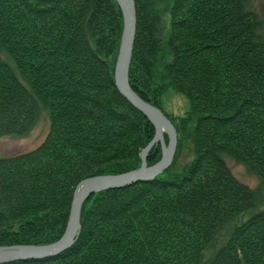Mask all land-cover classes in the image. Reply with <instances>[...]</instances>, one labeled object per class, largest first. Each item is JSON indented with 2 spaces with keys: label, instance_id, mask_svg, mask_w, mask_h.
Here are the masks:
<instances>
[{
  "label": "trees",
  "instance_id": "obj_1",
  "mask_svg": "<svg viewBox=\"0 0 264 264\" xmlns=\"http://www.w3.org/2000/svg\"><path fill=\"white\" fill-rule=\"evenodd\" d=\"M152 1L135 0L129 79L161 110L167 88L188 99L179 124L163 110L178 132L172 165L154 180L89 198L73 247L9 264H205L215 236L248 211L206 264H264V195L225 158L245 164L264 189L262 21L253 0H167L164 42ZM123 27L115 0H0V42L16 69L0 59V139L26 136L41 105L50 115L37 148L0 158V246L52 244L82 180L141 167L156 132L115 85ZM160 63L164 84L155 82ZM182 139L195 157L176 172ZM162 155L156 144L148 165Z\"/></svg>",
  "mask_w": 264,
  "mask_h": 264
},
{
  "label": "water",
  "instance_id": "obj_2",
  "mask_svg": "<svg viewBox=\"0 0 264 264\" xmlns=\"http://www.w3.org/2000/svg\"><path fill=\"white\" fill-rule=\"evenodd\" d=\"M119 4L123 15V31L119 44V52L115 64L114 80L117 90L122 94L132 106L146 115L148 120L155 127L156 135L152 141L143 149L141 167L114 175H95L86 178L74 189L72 205L70 209L67 226L62 237L52 242V244L41 245H14L0 246V264H9L20 260H42L59 255L63 251L74 246L78 238L82 224L81 215L84 203L93 195L107 190L124 188L125 186L136 184V182H147L156 179L160 174L168 170L176 156L178 147V132L175 125L157 106H153L148 101L142 99L130 85V67L134 43L137 32V13L135 0H115ZM168 135V142L165 143V135ZM156 144L162 146V158L156 164L150 166L147 163L149 152Z\"/></svg>",
  "mask_w": 264,
  "mask_h": 264
},
{
  "label": "rangeland",
  "instance_id": "obj_3",
  "mask_svg": "<svg viewBox=\"0 0 264 264\" xmlns=\"http://www.w3.org/2000/svg\"><path fill=\"white\" fill-rule=\"evenodd\" d=\"M152 7L158 12L162 13V27H163V38L164 42L168 39L169 30H170V6L167 0H153ZM252 8L258 14V18L262 21L261 33L264 36V0H253ZM121 41V40H120ZM120 44V42H119ZM120 48V47H119ZM0 59L9 63L11 67L15 69V63H13L12 57L9 53L6 52L4 46L0 42ZM168 61V60H165ZM16 70V69H15ZM164 67L160 63L155 69V82L159 84L167 83V80L162 81L161 77L163 76ZM23 82L25 83L24 79ZM26 84V83H25ZM162 107L166 113L176 121V124L180 123L179 119L184 118L189 113V101L180 95L176 90L172 88H167L165 94L161 98ZM50 115L47 108L44 105H41L39 118L34 126V128L24 137H4L0 139V158H5L9 156H15L16 154L25 153L26 151L33 150L40 145L47 136V133L50 129ZM182 138V135H181ZM181 149L178 151V159L175 166V171L179 172L189 164L190 161L194 159V153H192V143L190 139L181 140ZM226 162H228L229 169L236 178L241 182L247 184L254 191L257 190L258 193L264 195V189L260 182L259 177L251 172L245 164L235 161L233 158L226 156ZM261 194V195H262ZM259 208H264V204L258 203ZM252 212L248 211L243 216H240L232 224L227 226L224 230L220 231L216 236L214 242L204 253V259L210 261L215 253L221 248L227 241V237L232 229L236 225H239L246 221L250 217Z\"/></svg>",
  "mask_w": 264,
  "mask_h": 264
}]
</instances>
